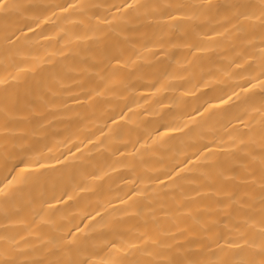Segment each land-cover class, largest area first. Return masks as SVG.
<instances>
[{
	"label": "bare ground",
	"instance_id": "obj_1",
	"mask_svg": "<svg viewBox=\"0 0 264 264\" xmlns=\"http://www.w3.org/2000/svg\"><path fill=\"white\" fill-rule=\"evenodd\" d=\"M0 264H264V0H0Z\"/></svg>",
	"mask_w": 264,
	"mask_h": 264
}]
</instances>
